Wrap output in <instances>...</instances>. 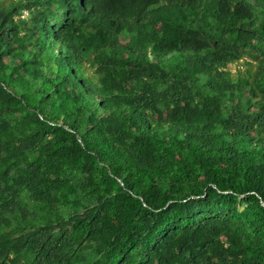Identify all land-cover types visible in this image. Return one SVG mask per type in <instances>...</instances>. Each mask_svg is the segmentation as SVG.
<instances>
[{"label":"trees","instance_id":"1","mask_svg":"<svg viewBox=\"0 0 264 264\" xmlns=\"http://www.w3.org/2000/svg\"><path fill=\"white\" fill-rule=\"evenodd\" d=\"M0 264H264V0H0Z\"/></svg>","mask_w":264,"mask_h":264},{"label":"rangeland","instance_id":"2","mask_svg":"<svg viewBox=\"0 0 264 264\" xmlns=\"http://www.w3.org/2000/svg\"><path fill=\"white\" fill-rule=\"evenodd\" d=\"M26 15V12H24L23 13V16H25ZM241 62V61H240ZM240 67V64L238 63V64H231V65H229V69L234 73L236 70H237V68H239Z\"/></svg>","mask_w":264,"mask_h":264}]
</instances>
